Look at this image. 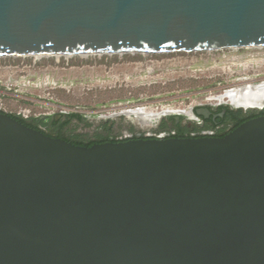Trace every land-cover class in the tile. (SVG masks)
<instances>
[{
	"label": "water",
	"instance_id": "1",
	"mask_svg": "<svg viewBox=\"0 0 264 264\" xmlns=\"http://www.w3.org/2000/svg\"><path fill=\"white\" fill-rule=\"evenodd\" d=\"M263 48L264 0H0V57ZM0 264H264V116L86 147L0 112Z\"/></svg>",
	"mask_w": 264,
	"mask_h": 264
},
{
	"label": "rangeland",
	"instance_id": "2",
	"mask_svg": "<svg viewBox=\"0 0 264 264\" xmlns=\"http://www.w3.org/2000/svg\"><path fill=\"white\" fill-rule=\"evenodd\" d=\"M256 60H264V50L5 57L0 58L1 101L9 114L18 115L21 108H28L50 124L55 117L84 115L86 122L74 121L67 128L70 137L95 140L101 135L121 136L136 122L103 117L142 107L157 114L218 104L215 98L226 91L242 83L259 82L248 77L264 75L263 70L255 67L248 76L242 72V66ZM47 132L52 134L53 129L47 128Z\"/></svg>",
	"mask_w": 264,
	"mask_h": 264
},
{
	"label": "flooded vegetation",
	"instance_id": "3",
	"mask_svg": "<svg viewBox=\"0 0 264 264\" xmlns=\"http://www.w3.org/2000/svg\"><path fill=\"white\" fill-rule=\"evenodd\" d=\"M262 76L264 75L257 74L254 77L250 76L248 78L254 79V81H260V80H264V77ZM241 108H248V109L247 110L237 109L234 108L232 105H224V104H206V105L204 104V105H199L197 108H190L192 110V113L191 110L181 111L185 113L187 116L171 115L164 117L153 124H143L139 121H136L137 119L133 120L135 118L131 119L128 117H124L136 123H133L131 128L127 131H124L121 136H114L111 133L112 139L118 140L120 142L130 139H148V138L168 139V138L225 137L234 130H236L245 122L264 116V108H260V109H256L257 107H241ZM230 111H233L237 115L230 113ZM38 119L40 120L37 130H40L45 134H49L47 132V128L51 127L54 130V126L50 124L49 119L44 117ZM109 129L110 131L113 130L112 125H110ZM109 129L107 128V130Z\"/></svg>",
	"mask_w": 264,
	"mask_h": 264
},
{
	"label": "bare ground",
	"instance_id": "4",
	"mask_svg": "<svg viewBox=\"0 0 264 264\" xmlns=\"http://www.w3.org/2000/svg\"><path fill=\"white\" fill-rule=\"evenodd\" d=\"M114 55V54H110ZM123 55V54H120ZM74 56H81V57H90V56H102L98 54H83V55H57V56H45V57H74ZM37 59H41V56H33ZM242 82L249 81V79H242ZM239 88H233L219 97L215 98L218 104H228L234 107H257L256 109L264 108V80L256 82V83H242ZM147 107L137 108L136 110H126L121 113H115L109 117H103L108 119H116L119 117H133L137 119L139 122L143 124H153L164 117L171 116V115H185V113L181 112L183 109L177 110H166L161 113H147ZM192 113V110H191Z\"/></svg>",
	"mask_w": 264,
	"mask_h": 264
},
{
	"label": "trees",
	"instance_id": "5",
	"mask_svg": "<svg viewBox=\"0 0 264 264\" xmlns=\"http://www.w3.org/2000/svg\"><path fill=\"white\" fill-rule=\"evenodd\" d=\"M3 113V112H2ZM230 113L237 115L233 111H230ZM14 118L19 120L20 122L24 123L25 125L36 128L39 125L40 119H25L22 116L11 114ZM58 117L53 118L52 125L54 126V130L52 134H47L48 136L54 137V138H63L75 145L79 146H86L91 147L95 144H101L106 142H119L118 140H113L112 135H101L98 136L95 140H86L79 136H68L66 135L67 128L74 122L77 121L79 123L86 122L85 116L81 114H69L68 116L62 117L61 119L57 120Z\"/></svg>",
	"mask_w": 264,
	"mask_h": 264
},
{
	"label": "built area",
	"instance_id": "6",
	"mask_svg": "<svg viewBox=\"0 0 264 264\" xmlns=\"http://www.w3.org/2000/svg\"><path fill=\"white\" fill-rule=\"evenodd\" d=\"M230 50H235V49H230ZM236 50H240V49H236ZM258 50H264V48L263 49H258ZM220 51H224V50H220ZM209 52H213V51H209ZM0 58H5V57H0ZM42 58H45V57H42ZM245 62H247V61H245ZM242 67H243L242 68L243 69L242 72L244 73L245 76H248L250 70L251 69L253 70L254 67H256L258 71H262V70L264 71V60H260V61L256 60V62L253 65L242 66ZM3 96L4 95L2 93H0V112L7 113L5 111L4 104L1 101ZM18 115L22 116L25 119H32V118L38 119L40 117V115H38V114H33L32 110L28 109V108H25V109L21 108V111L18 112Z\"/></svg>",
	"mask_w": 264,
	"mask_h": 264
}]
</instances>
